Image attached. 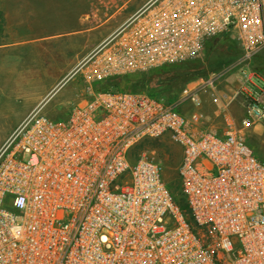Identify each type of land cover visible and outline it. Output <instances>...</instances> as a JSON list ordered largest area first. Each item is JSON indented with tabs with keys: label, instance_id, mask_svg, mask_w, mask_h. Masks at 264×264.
<instances>
[{
	"label": "built area",
	"instance_id": "obj_1",
	"mask_svg": "<svg viewBox=\"0 0 264 264\" xmlns=\"http://www.w3.org/2000/svg\"><path fill=\"white\" fill-rule=\"evenodd\" d=\"M93 23L117 21L80 61L97 80L201 58L212 40L242 50L247 117L264 123V80L249 63L264 50V0H88ZM203 81V80H201ZM225 119L227 97L210 78ZM35 107L0 146V264H264V160L232 124L146 92L94 91L59 121ZM151 140L181 150L178 178L135 148Z\"/></svg>",
	"mask_w": 264,
	"mask_h": 264
},
{
	"label": "rangeland",
	"instance_id": "obj_2",
	"mask_svg": "<svg viewBox=\"0 0 264 264\" xmlns=\"http://www.w3.org/2000/svg\"><path fill=\"white\" fill-rule=\"evenodd\" d=\"M59 3L58 0H0V42L15 40L24 31L37 34L46 27L51 30L53 24L58 21L57 16L61 10L72 11L73 9L72 6L66 7ZM9 34H13L11 38ZM92 47L93 45L87 44L81 53L82 60ZM242 55V50L235 43L229 45L227 38H223L219 43L211 42L204 55L195 59L205 65L204 75L197 80L200 84L210 78L215 80L217 88L229 102L226 110H229L236 101H242L238 120L231 118L228 122L223 111L219 115L215 114L214 110L219 106L212 102L209 92H197L198 101H192L190 96L188 98L185 96L184 89L173 99V105L184 113H203L205 115L203 122L206 126L219 134H223L228 129V123L232 124L238 134L264 160V138L259 135L264 123L243 124L242 122L247 117L243 98L237 93L240 85L239 70L243 65ZM60 57V53L48 51L40 45H21L11 50L0 51V146L25 116L35 108L36 101L53 89L57 76H40V74L42 70H47L60 61ZM249 65L260 78L264 79V50L253 58ZM31 78L32 82L24 81ZM105 80L89 77L82 71L75 73L67 82L50 92L47 101L43 103V113L55 121L66 118L78 101L88 98L91 92L96 91L100 83ZM195 85L187 84L185 88L187 86L192 88ZM121 89L148 91L141 82L139 74L125 79ZM163 96L167 99L169 95L163 94ZM144 150L163 163L166 182L174 194L181 198L178 178L180 148L167 141L151 140L137 146L135 153L138 154Z\"/></svg>",
	"mask_w": 264,
	"mask_h": 264
},
{
	"label": "crops",
	"instance_id": "obj_3",
	"mask_svg": "<svg viewBox=\"0 0 264 264\" xmlns=\"http://www.w3.org/2000/svg\"><path fill=\"white\" fill-rule=\"evenodd\" d=\"M86 1L88 0H58V2H60L59 5L61 4L66 7L72 6L73 9L72 11L68 9L61 10L57 16L58 21L53 24L51 30L49 27H46L37 34H32L31 31H24L19 35V38L15 40H10L9 42H0V51H7L8 49L11 50L16 48V46L21 45H40L44 46L48 51L60 53V61L52 65V67L49 69L42 70L40 74V76H57V79H55L56 84L53 86L52 90L59 88L75 74L76 67L82 60L81 53L86 48L87 44L93 45L89 51L90 53L110 35L112 30L117 26L115 22L118 23L121 20L120 18L117 21L109 23V21L106 19L99 24L93 23L91 19L87 18L86 13L82 9V6ZM82 26H85V28H82ZM12 35L9 34V38H11ZM219 41L220 40L209 41L207 46L211 42L219 43ZM227 42L229 45L233 44V42L229 40H227ZM24 81L32 82V78L28 80L24 79ZM191 82L189 84H191ZM50 92L46 93L43 97L37 100V103L34 105V107L46 102ZM241 104L242 101L240 100L233 103L229 110H225L227 112V116L238 120L240 116L239 110L241 108ZM221 110V107L216 108L214 113L219 115L222 113ZM190 113L192 112H189L188 114ZM202 126L206 129H210L204 122L202 123ZM259 135L264 138V126L260 128Z\"/></svg>",
	"mask_w": 264,
	"mask_h": 264
},
{
	"label": "trees",
	"instance_id": "obj_4",
	"mask_svg": "<svg viewBox=\"0 0 264 264\" xmlns=\"http://www.w3.org/2000/svg\"><path fill=\"white\" fill-rule=\"evenodd\" d=\"M205 72V65L200 60H189L177 64H168L147 72L136 73L140 75L141 82L148 91H131L146 92L148 94L163 97L167 96V101L173 104V99L182 93L185 86L191 81L202 77ZM134 75V74H132ZM131 75L111 77L100 83L96 91H124L121 89L123 82ZM162 94V95H161ZM169 97V98H168ZM183 210L188 213L187 206L182 198L179 199Z\"/></svg>",
	"mask_w": 264,
	"mask_h": 264
}]
</instances>
